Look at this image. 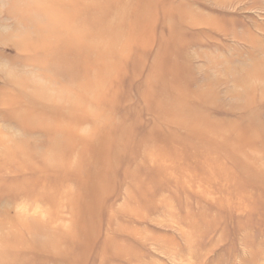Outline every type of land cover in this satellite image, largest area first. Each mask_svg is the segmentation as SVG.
Segmentation results:
<instances>
[{
	"label": "rangeland",
	"instance_id": "1",
	"mask_svg": "<svg viewBox=\"0 0 264 264\" xmlns=\"http://www.w3.org/2000/svg\"><path fill=\"white\" fill-rule=\"evenodd\" d=\"M0 264H264V0H0Z\"/></svg>",
	"mask_w": 264,
	"mask_h": 264
}]
</instances>
